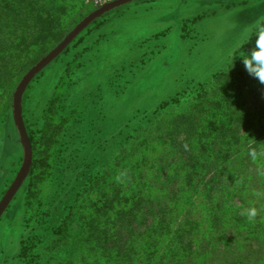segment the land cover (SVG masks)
<instances>
[{
  "label": "trees",
  "instance_id": "16d2710c",
  "mask_svg": "<svg viewBox=\"0 0 264 264\" xmlns=\"http://www.w3.org/2000/svg\"><path fill=\"white\" fill-rule=\"evenodd\" d=\"M75 1L0 0L2 94L14 88V78L21 64L27 62L34 43L64 36L59 27ZM260 31H264V20L226 67L212 74L208 85L200 83L195 96L188 88L178 91L153 111L136 109V103L130 105L136 115L116 126L119 131L115 138V163L127 160L129 169L115 181L117 197L107 195L96 213L84 214V247L80 250L75 241L72 245L70 236L57 230L54 220L60 204L65 202L64 193L79 190V182L84 180L88 185L78 191L80 194L101 180L102 158L88 151L90 139L86 137L85 147L81 148L86 153L84 164L76 163L73 175L64 171V175L74 177L73 184L72 178L65 187L53 182L50 171H43L40 177L49 187L47 192L41 184L30 190L28 182L27 196L36 199L26 200L32 208L37 206L41 226L23 241L20 263L248 264L234 258L225 261L227 256L255 261L264 248V225L262 230L248 231L239 216L254 213L264 222V192L252 181L255 159L264 164V83L249 75L241 56L251 58L253 51H259L255 41ZM66 106L59 108V117ZM90 109L95 114L94 98ZM5 119L0 118V122ZM86 119L85 113L79 118L82 123ZM61 122L53 125L55 131H61ZM91 124H85L88 133ZM156 141H161V150L146 155L145 146ZM36 163L34 158L31 173ZM56 174L63 177L62 171L56 170ZM136 183L137 191L133 190ZM185 183L200 193L201 203L209 205L206 215L212 223L208 230L194 225L197 219L193 202L183 213L180 211L186 205L179 202ZM77 197L76 193L69 205H64L68 208L63 219L68 218L67 224Z\"/></svg>",
  "mask_w": 264,
  "mask_h": 264
},
{
  "label": "rangeland",
  "instance_id": "374dc122",
  "mask_svg": "<svg viewBox=\"0 0 264 264\" xmlns=\"http://www.w3.org/2000/svg\"><path fill=\"white\" fill-rule=\"evenodd\" d=\"M108 1L73 2L59 27L64 36L60 40L39 39L34 43L27 62L21 64L14 78L12 91L0 92V118H6L0 122V202L23 161V147L11 105L18 84L81 19ZM263 20L264 0H137L99 16L84 28L31 79L24 91L23 119L32 138V160L37 159V163L32 173L30 168L0 217V264H21L19 253L23 241L30 236V231L41 226L37 206L32 208L33 204L26 200L34 198L27 196L28 182L30 190L41 184L42 190L47 192L49 187L40 177L43 171H50L53 182L65 187L72 178L73 184L76 163L84 164L86 153L81 148L85 147L84 140L88 137L91 142L88 151L102 158L101 180L80 194L78 191L88 185L84 180L79 182V190L64 193L65 202L60 204L54 220L57 230L72 238V245L75 241L78 250L84 247V214L96 213L107 195L117 194L115 181L130 166L127 160L115 163V138L119 131L116 126L136 115L130 105L136 103V109L153 111L162 100L178 91L188 88L195 96L200 83L208 85L212 74L226 67ZM93 98L97 105L95 114L90 109ZM61 106L68 108L59 117ZM84 113L87 119L82 123L79 118L84 117ZM60 122L61 131H55L53 125ZM87 122L93 124L90 133L85 126ZM160 143L147 144L145 154L156 155L162 148ZM254 162L252 181L264 192V164L258 158ZM56 170L62 171L63 177H59ZM64 171L72 174L71 177L64 175ZM138 187L136 183L133 190L137 191ZM76 193L78 200L67 224L68 218L63 219L68 208L64 209V205H69ZM179 195V202L186 204L181 213L193 202L197 219L194 225L208 230L212 223L206 215L209 205L200 202L203 198L200 193L187 183ZM89 202L93 206H89ZM86 206L89 208L85 212ZM239 217L246 230H262L264 222L254 213L244 212ZM255 247L259 249L258 244ZM232 258L248 264H264V248L256 262L249 263L248 257L236 259V256H227L225 261Z\"/></svg>",
  "mask_w": 264,
  "mask_h": 264
},
{
  "label": "water",
  "instance_id": "95a60500",
  "mask_svg": "<svg viewBox=\"0 0 264 264\" xmlns=\"http://www.w3.org/2000/svg\"><path fill=\"white\" fill-rule=\"evenodd\" d=\"M133 1L137 0H110L100 5L98 8L90 12L83 19H81L80 22L76 24L47 55H45L37 64H35L31 69H29V71L21 79L13 96L12 107L14 122L23 147V161L16 178L14 179L11 186L9 187L0 202V217L2 216L4 210L7 208L12 198L26 179L32 164V145L25 126L22 112L23 95L28 83L39 71H41L58 54H60L68 46V44L91 22H93L99 16L119 6Z\"/></svg>",
  "mask_w": 264,
  "mask_h": 264
},
{
  "label": "clouds",
  "instance_id": "9594fccd",
  "mask_svg": "<svg viewBox=\"0 0 264 264\" xmlns=\"http://www.w3.org/2000/svg\"><path fill=\"white\" fill-rule=\"evenodd\" d=\"M255 46L259 51H253L251 58L241 56L242 62L249 75L264 83V31L258 32Z\"/></svg>",
  "mask_w": 264,
  "mask_h": 264
}]
</instances>
